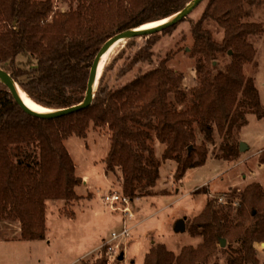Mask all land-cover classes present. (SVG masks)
Here are the masks:
<instances>
[{"label":"trees","instance_id":"1","mask_svg":"<svg viewBox=\"0 0 264 264\" xmlns=\"http://www.w3.org/2000/svg\"><path fill=\"white\" fill-rule=\"evenodd\" d=\"M190 1L78 0L63 11L52 0H0V67L40 106H75L84 101L91 65L107 39L166 20ZM256 2L260 0H210L205 14L192 24L198 84L190 96L183 89L184 75L167 60L121 87L105 85L104 73L117 47L101 72L92 105L56 120L25 113L0 81V221H20L24 240L46 239L47 201L76 200L83 183L65 141L74 135L87 137L92 123L110 130L111 149L104 163L109 173L121 170L123 193L131 198L147 188L151 193L163 160L178 163L179 180L190 169L206 165L208 148L195 144L199 132L214 142L218 131L223 138L219 159L239 158L240 143L231 136L249 122L250 114L264 117L255 78L245 72L257 54L250 38L264 32L247 8ZM210 21L223 29L221 41L208 27ZM173 27L150 35L155 41L140 50L138 60H151L153 45ZM223 58L225 70L214 73L211 60ZM187 102L190 106L179 110ZM156 141L166 147L162 158ZM229 195L227 206L217 207L219 198H210L191 227L193 233H204L199 247H185L176 256L162 244L153 245L145 264H208L219 250L228 254V264H261L256 242H264L263 184H248L238 202ZM221 239L230 245L220 249ZM120 262L116 257L115 264ZM86 264L108 261L98 258Z\"/></svg>","mask_w":264,"mask_h":264},{"label":"rangeland","instance_id":"2","mask_svg":"<svg viewBox=\"0 0 264 264\" xmlns=\"http://www.w3.org/2000/svg\"><path fill=\"white\" fill-rule=\"evenodd\" d=\"M52 1L55 9L63 11L77 6L78 2ZM209 3L210 0H205L188 18L175 25L171 32L161 35L152 47L154 56L151 60L144 62L137 58L143 47L155 41L150 40L149 36H140L118 45L104 73L105 85L113 89L121 87L140 73L157 68L161 61L167 60L170 68L184 75L185 91L197 86L195 57L191 54L194 44L191 27L202 18ZM247 8L252 15L251 20L264 25V0L248 4ZM208 27L214 30L216 39L221 41L223 29L220 30L211 21ZM250 40L256 45L257 54L254 61L245 66V72L247 76L255 78L264 107V32L255 34ZM230 58V55L226 56L227 60ZM226 59L214 60H218L225 70ZM211 68L215 72L212 63ZM186 93L190 95L188 91ZM169 97L175 100L173 95ZM248 119L249 122L241 131L231 136L232 141L248 144V148L240 150L239 158L234 161L216 156L223 141L218 131L214 142L205 139L198 131L195 144L208 148L207 164L190 169L182 180L175 178L178 163L163 160L159 181L151 193L148 188L144 189L141 196L132 198L128 205L135 214L132 220L126 217L129 214L123 212V206L121 208L118 205L121 209L114 210L103 198L113 191L124 192L122 172H107L104 160L111 149V132L107 127L92 123L87 137L74 135L65 141L77 166V174L83 180L76 189L78 198L72 201H47L45 240H24L19 230L20 221L1 220L0 260L4 261L1 264H86L95 263L98 258H106L108 264H115L116 257L122 253L124 258L119 264H145L146 255L153 245L162 244L176 256L185 247H199L204 240V233L202 230L193 233L191 227L205 210L210 198H219L217 207L227 206L230 203L229 194L238 202L248 184L261 182L264 188V162L261 161V155L264 154V117L250 114ZM156 143L157 156L162 158L164 148L156 147ZM182 219H186L185 231L176 229L178 221ZM125 226L130 229L129 235L115 239V233L119 234ZM228 239L225 248L230 245ZM120 243L123 249L118 250ZM218 244L220 249L223 248ZM105 245L110 247L106 251ZM256 248L259 260L264 264V242H256ZM227 258L228 254L219 250L208 264H228Z\"/></svg>","mask_w":264,"mask_h":264},{"label":"water","instance_id":"3","mask_svg":"<svg viewBox=\"0 0 264 264\" xmlns=\"http://www.w3.org/2000/svg\"><path fill=\"white\" fill-rule=\"evenodd\" d=\"M205 0H191L188 5L182 9L181 11L175 13L172 17L163 20V21H159L160 24H157L155 27H147L145 28L144 26H140L139 28H135V29H128V30H123V32L117 33L114 36L110 37L109 39H107V41L102 45V47L100 48L101 50L99 51V53L97 54V56L95 57L93 63H92V67L89 73V78H88V88H87V92L84 98V101L80 104H77L75 106L72 107H68V108H59V110H54V109H48V108H44V110L42 111H37L31 107H29L27 104L24 103V101L21 100V98L19 97V86L16 85L14 78L12 77L11 73L7 70H5L4 68L0 67V81L6 85L8 87V89L10 90L13 98L15 99V101L18 102V104L20 105V107L23 109V111L28 114H31L35 117L38 118H45V119H59L71 114H75V112H79L82 111L88 107H90L94 101V94L96 91V87H97V82L98 79L101 75L102 70L105 67V64L109 58V56L111 55V53L113 52L114 48H116L118 45H120L121 43H123L124 41H127L129 39L132 38H139L140 36H150V35H154L157 32H162L163 30L172 27L173 25H176L180 22H182L183 20H185L186 18L189 17L190 13L202 2H204ZM156 24V23H155ZM111 51L109 52V55L105 61L104 64L103 60L105 55L107 54L108 50ZM232 53V51L230 52V54ZM212 67L214 68L215 72L214 73H220L223 72L224 68L221 66V63H219L218 60H213L212 62ZM240 150H245L248 148V144H246L245 142H241L240 143ZM193 146L190 147V151L192 150ZM185 220L186 219H182L180 221H178L176 229L177 230H181V231H185ZM220 244L222 247H226V239H221ZM120 260H123L124 258V254L122 253V255L119 257Z\"/></svg>","mask_w":264,"mask_h":264},{"label":"built area","instance_id":"4","mask_svg":"<svg viewBox=\"0 0 264 264\" xmlns=\"http://www.w3.org/2000/svg\"><path fill=\"white\" fill-rule=\"evenodd\" d=\"M105 202L110 205V207H112V209L114 210H120L122 208V206L124 207L123 208V212L126 213V214H129V215H126V217H129L130 220H132L133 218H135V214L133 212V209L130 208L128 205L131 204V200L132 198L129 197V196H126L123 192L120 193V192H117V191H113L111 193H107L106 195L103 196ZM118 205H121V208L118 207ZM124 221H127V220H123ZM131 225V224H130ZM128 229V230H127ZM129 232H130V229L129 227L127 228L126 226L121 230V232L119 234L115 233V239H118L120 238L121 236H128L129 235ZM113 239V240H115ZM121 242H124L121 241ZM107 247V249H109V245H105ZM122 244L120 243L117 247H118V250L120 249H123L122 247ZM105 247V248H106Z\"/></svg>","mask_w":264,"mask_h":264},{"label":"bare ground","instance_id":"5","mask_svg":"<svg viewBox=\"0 0 264 264\" xmlns=\"http://www.w3.org/2000/svg\"><path fill=\"white\" fill-rule=\"evenodd\" d=\"M157 24H160V23H159V22H156V24H149V25H145L144 27H145V28H147V27H155ZM110 51H111V49L108 50L107 54H106L105 57H104V60H103V63H102V64L105 63V61H106V59H107V57H108ZM19 97H20L21 100L24 101V103L27 104L29 107H31V108H33V109H35V110H37V111H42V110H44V107H43V106H40V105L37 104L35 101H33L31 98H29V97L27 96V94L24 93L21 89L19 90Z\"/></svg>","mask_w":264,"mask_h":264},{"label":"crops","instance_id":"6","mask_svg":"<svg viewBox=\"0 0 264 264\" xmlns=\"http://www.w3.org/2000/svg\"><path fill=\"white\" fill-rule=\"evenodd\" d=\"M196 85H194V86H192V87H195ZM192 87H190V89H186V91H188V92H190V90H191V88ZM190 96V95H189ZM190 106V103L189 102H187V103H185V104H179V108H181V109H187L188 107ZM157 143H156V147H162V149L164 148V150H165V147H164V144H162L160 141L158 142V141H156ZM164 150H163V152H164ZM163 154V153H162ZM175 171H176V167H175ZM20 233H21V227H20ZM4 261H2V259L0 260V264L1 263H3Z\"/></svg>","mask_w":264,"mask_h":264}]
</instances>
